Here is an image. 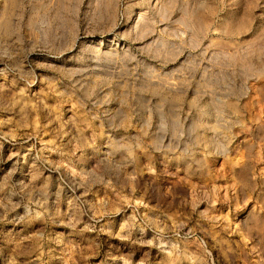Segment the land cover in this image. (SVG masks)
<instances>
[{
  "label": "rangeland",
  "instance_id": "374dc122",
  "mask_svg": "<svg viewBox=\"0 0 264 264\" xmlns=\"http://www.w3.org/2000/svg\"><path fill=\"white\" fill-rule=\"evenodd\" d=\"M261 73L264 0H0V264H264Z\"/></svg>",
  "mask_w": 264,
  "mask_h": 264
},
{
  "label": "bare ground",
  "instance_id": "6f19581e",
  "mask_svg": "<svg viewBox=\"0 0 264 264\" xmlns=\"http://www.w3.org/2000/svg\"><path fill=\"white\" fill-rule=\"evenodd\" d=\"M256 80H257V82H255L254 84H253V86L251 87L252 89H253V91L255 92L259 87H260V85H264V74L263 73H261V74H259L258 76H256ZM256 95V94H255ZM250 98H252V97H250ZM255 98V97H254ZM258 99V98H257ZM251 100V99H250ZM249 100V101H250ZM251 105V104H250ZM252 106V105H251ZM249 111H251V110H249ZM253 113V112H252ZM235 165V164H234ZM236 167H238V165L236 166ZM243 167V166H242ZM215 170V169H214ZM218 170V169H217ZM229 172V171H228ZM215 173V172H214ZM216 174V173H215ZM214 177H216V176H214ZM213 178V177H212ZM210 179V178H209ZM217 179V178H216ZM221 181H223V180H221ZM211 184L210 185H212L213 184V181H209ZM208 182V183H209ZM215 182H217V181H215ZM224 182H225V180H224ZM233 182V181H232ZM203 183V182H202ZM206 183V182H205ZM218 183H222V182H218ZM217 183V184H218ZM216 184V185H217ZM220 184H218L219 186H222L223 185V183H222V185H220ZM234 184V183H233ZM209 185V186H210ZM215 185V184H214ZM215 185V186H216ZM226 185V184H225ZM237 185V184H236ZM239 185V184H238ZM207 186V185H206ZM209 186H208V188H209ZM226 187V186H225ZM213 188H214V186H213ZM212 187L211 188H209V189H213ZM217 188V187H216ZM222 187H220V189H221ZM215 189V188H214ZM219 191V190H218ZM223 191V190H222ZM234 191H235V189H234ZM220 192H221V190H220ZM225 193V192H224ZM217 196V195H216ZM246 200V199H245ZM216 202V201H215ZM245 206V205H244ZM258 210V209H257ZM254 211V210H253Z\"/></svg>",
  "mask_w": 264,
  "mask_h": 264
}]
</instances>
